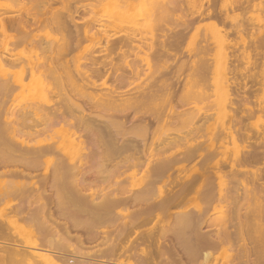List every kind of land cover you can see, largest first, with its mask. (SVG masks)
Returning <instances> with one entry per match:
<instances>
[{
	"label": "bare ground",
	"instance_id": "6f19581e",
	"mask_svg": "<svg viewBox=\"0 0 264 264\" xmlns=\"http://www.w3.org/2000/svg\"><path fill=\"white\" fill-rule=\"evenodd\" d=\"M17 1L26 15L0 12V264H264V141L253 146L244 119L254 109L244 95L237 103L230 40L245 21L218 12L219 0L192 12L194 0H112L108 14L88 19L81 14L107 0ZM237 2L233 12L253 0ZM151 10V19L139 17ZM48 28L52 44L40 33ZM117 28L122 35L107 34ZM192 29L204 34L194 49ZM209 72V106L221 112L227 98L232 109L206 140L213 110L188 100L196 86L207 99ZM224 133L243 141L230 160L218 158ZM214 158L251 183L217 191L225 172L208 167ZM139 174L143 183L128 188ZM217 192L231 202L212 229ZM191 195L211 203L190 209Z\"/></svg>",
	"mask_w": 264,
	"mask_h": 264
},
{
	"label": "rangeland",
	"instance_id": "374dc122",
	"mask_svg": "<svg viewBox=\"0 0 264 264\" xmlns=\"http://www.w3.org/2000/svg\"><path fill=\"white\" fill-rule=\"evenodd\" d=\"M207 1L208 0H194L191 4H189L190 6H188L190 12L197 10L198 9L197 5L201 2L208 4ZM237 1L238 0H219L216 4V7H214V8H216V10H217V6H218L219 8L220 7L224 8L223 10L226 9V11H228L227 9L229 8V13H231V15L230 14L229 15L232 16L229 20L235 18V19H233L235 21L238 18L237 19L238 21H235V22L233 20L231 21L235 24L241 23L242 22L241 20H243V22L244 21L246 22V23L244 22V25H245L244 27L247 29L241 31L240 33L232 34L230 36V40H232V42L234 43V45L236 47L235 53L238 55V59L234 60L235 61L234 64L237 65L242 72V73L240 72L241 76L237 74L238 75L237 77L239 78L240 82L238 80L237 81L239 83H241L242 85L245 82L247 83L244 87L241 85L242 91L240 90V92H239L240 97L237 98L240 101L237 100V103L239 104V102H241L242 99H243L242 102H245L248 99L250 101V105L254 109V112L250 116L248 115L249 117L247 119H244V121L248 122L250 125L249 126V133H250V135H252L253 141L255 140L254 143L256 142L255 144L253 143V146H255L257 148V146H256L257 142L261 143L264 141L262 138V135H264V112L260 111L261 110L260 104H257V105L255 104V102L257 103V101H261L260 103L262 105H264V78H262V73L264 71V5H263L264 0L263 1L260 0V4L262 5V7H260L261 5L257 4L259 2V0H253V3H251V7H248L247 9H244V10H237V11L233 12L232 9H234V7H236L234 5H236L238 3ZM62 2L63 3L67 2L69 5H71V7H79V6H84V5L91 3L90 0H62ZM252 4H257L258 7L254 8L252 6ZM113 5L114 4H113L112 0L103 1L99 4L97 3V4H95V7L93 8L92 11H89L88 13L81 14V17L82 18L84 17L86 19H88L90 16L102 17L103 13L107 12V14H108L111 11V9H112L111 7H113ZM191 5L193 8L191 7ZM57 6L62 7V4L61 3L57 4ZM219 8L217 10L218 12H219V10H221V8L220 9ZM192 9H194V10H192ZM151 11L150 12L147 11L146 14L143 12V14L141 13V15L139 17L141 19L145 17L144 19L149 20L152 18L153 15H155V14H152L153 11L152 12ZM0 12L4 13V15H6V16H14V15H18V14L26 15L25 13L27 12V8L24 7V5L19 4L17 0H0ZM258 14H259V16H258ZM142 15H144V16H142ZM233 16H236V17H233ZM257 20H260V21H257ZM229 22H228V24H229ZM231 22H230V24H231ZM169 23L171 25H173V23H171V21H169ZM230 24H229V26H230ZM247 24L249 25L248 27H247ZM221 26H222V24H221ZM49 28H50V26H49ZM49 28L47 30L45 29V30H42L41 32L40 31L39 32L45 36L44 38L49 44H52L54 42V35H55L56 31L53 32L52 30H49ZM192 30L193 31H191V37L187 40H189V43L191 44L190 47L192 49H194L195 47H197V45L199 46V44L201 43L202 40H204V34H203V32L200 34V31H198L197 29H192ZM122 33H123V31H121V29L117 28L115 30L108 31L107 34H111L113 36H118V35H122ZM144 36L146 37V35H144ZM145 39L150 40V34L149 33L147 34V37ZM186 43H188V42L183 43V47L186 46ZM91 44H92V41H90L88 39L84 40L81 43V46L79 47V50L77 52V57L81 60V62L84 60V54L90 48ZM183 49L185 50V48H183ZM80 60H78V61L80 62ZM78 61H75V62L78 63ZM251 74H253V75H251ZM254 75L257 76V79L256 78L252 79ZM211 76H212L211 72L207 73V77H206V79H207L206 86L207 87L206 88H207V92L209 93L207 99L202 100L200 98V95L198 92L199 91L198 87L197 86L193 87V90L191 93V98L188 100L189 102H191L189 104V106L199 105V106H203L205 109L207 108V110H213L214 109L213 106H209L210 103H212L211 101L213 100L212 94H213V89H214L212 84H211V79H212V78H210ZM249 76H250V78H249ZM243 77H246V79L244 78L245 80H243ZM46 94H47L48 98L52 99L54 97V94H52L50 92H47ZM243 95L245 97V101H244ZM17 102L20 103V106L26 105V102H27L26 97L23 95L20 96L18 98ZM241 105L242 104L240 103V105H238V106L241 107ZM230 108L232 109V107H230V103L228 102V99L224 98V103H223V107H222L221 112H215L216 113L215 114L214 110L212 111L213 117H211L207 123L210 130L208 132H206V140H210V138L213 137V126L214 125H217L218 123H219L218 125H221L222 123L228 122V119L230 118L229 117L230 112H231ZM218 143H221L218 145L220 146V150H221V154H222V157H221V155L219 153L218 158H223L225 156V157L229 158L228 160H230V158L233 156V152L236 151L237 147H241L240 149H242V146H243V141L240 138L233 140L232 137L228 133H224L223 139L220 142L218 141ZM247 145H249V144H247ZM207 146L208 147L205 150H203L204 152H209L208 150L210 148V145L207 144ZM231 154H232V156H231ZM50 158H51V156L48 157V159H50ZM209 162H210V164H209ZM209 162H208V167H210V166H211L210 168L221 167L225 172L224 173L225 175H223V177L221 179H215L216 180L215 186L217 187V191L220 190L219 187L226 188V187H229L231 185L232 186L238 185L240 180L244 181V183L246 182L249 184L252 181V176H250L251 178L248 176L246 177V176H242L239 174L237 176L236 173L231 171L232 168L230 167V165L225 160H221V159L218 160V159L214 158V160L212 159ZM192 166L193 165L191 164V167ZM187 171L189 173V166H187V170L185 168V171L182 170V172L180 171L181 173H177V174H180L181 177H183V175L186 174ZM142 183H143V178H142V175L139 174L135 179L129 181L126 184V186L128 188L132 189L133 187L139 186ZM108 184L109 183H107V185ZM160 184L162 185V182L158 184V188L162 187ZM239 189H241L243 191V186H240V183H239ZM218 196H219V194L217 192V195L215 196L217 201L215 199L213 200V203H212L213 206H212V204H210L211 202L208 200V198L204 199L205 198L204 196L198 197V196L191 195L190 201L188 203L189 208L193 209V210L195 208L197 209V207L205 208L207 206V204H210L208 220L212 219V222L210 221V223H211L210 228H212V229L219 228L220 220L227 213V211L229 209L228 204H229V202H231V201H228V203H227V201H225V200L224 201L218 200V198H217ZM230 200H232V198ZM207 201H209V202H207ZM244 212H246V209L242 210L243 214H244ZM218 219H219V221H218ZM247 225L248 224H246V226ZM246 226H245V228H246L245 230H247V233L248 232H249V234L250 233L251 234L256 233L255 228L251 227L252 225H248L249 227L248 226L246 227Z\"/></svg>",
	"mask_w": 264,
	"mask_h": 264
}]
</instances>
